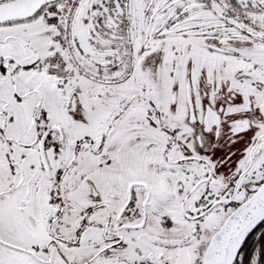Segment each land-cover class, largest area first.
Wrapping results in <instances>:
<instances>
[{
    "label": "snow or ice",
    "instance_id": "6c2138e0",
    "mask_svg": "<svg viewBox=\"0 0 264 264\" xmlns=\"http://www.w3.org/2000/svg\"><path fill=\"white\" fill-rule=\"evenodd\" d=\"M0 264H264V0H0Z\"/></svg>",
    "mask_w": 264,
    "mask_h": 264
}]
</instances>
